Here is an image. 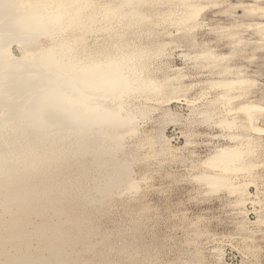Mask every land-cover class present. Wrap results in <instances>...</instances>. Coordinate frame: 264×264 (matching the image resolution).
Returning <instances> with one entry per match:
<instances>
[{
	"label": "bare ground",
	"instance_id": "obj_1",
	"mask_svg": "<svg viewBox=\"0 0 264 264\" xmlns=\"http://www.w3.org/2000/svg\"><path fill=\"white\" fill-rule=\"evenodd\" d=\"M207 9L216 11L205 15ZM206 28L236 54L248 47L264 53V0H0V264H117L96 255L88 207L141 188L126 142L139 134L151 107L129 100L179 102L194 86L184 84L180 70L163 78L150 71L149 61L165 55L173 41L143 47L133 34L158 37L162 30L205 61L201 70L212 77L198 83L219 89L199 111L206 122L219 108L226 114L220 127L264 135L257 124L264 98L252 92L256 81L231 54L215 52L211 39L197 42ZM91 36L99 40L92 47ZM237 113L244 118H229ZM165 115L167 122L176 119ZM228 136L236 144L217 150L204 162L214 172L195 179L210 193L235 195L242 210L256 181L234 176L253 177L264 168V161L252 159L264 146L251 135ZM153 140L159 153L171 151L162 131ZM104 238L100 245L112 247ZM214 251L221 261L223 252Z\"/></svg>",
	"mask_w": 264,
	"mask_h": 264
},
{
	"label": "rangeland",
	"instance_id": "obj_2",
	"mask_svg": "<svg viewBox=\"0 0 264 264\" xmlns=\"http://www.w3.org/2000/svg\"><path fill=\"white\" fill-rule=\"evenodd\" d=\"M106 1L98 0L99 3ZM214 11L207 9L204 14ZM230 12L242 13L240 8L230 9ZM207 32V28L201 31L197 42L202 44L203 40L211 39L215 52L231 54L233 63L242 65L245 75L256 81L252 88L254 96L264 98V53H254L248 47L236 54L234 51L237 50L228 46L227 39L219 40L217 35L208 36ZM132 38L143 47L153 40L173 41L167 46L165 55L149 61L150 71L155 77L163 78L173 77L180 70L186 76L184 84L194 86L179 102L159 104L143 99L129 100L151 107L148 115L139 122V136L126 142V151L133 155V177L141 180V188L137 192L113 196L109 205L88 207L92 226L97 230L92 236L93 242L98 244L96 255L117 264H264V225L257 224L259 218L264 219V168L258 167L253 177L234 176L242 182L251 178L256 181L249 187L250 196L245 206L247 216L240 214L246 210L236 206L235 195L228 191L210 193L208 186L195 179L204 171H212L204 162L217 150L236 144L228 135H251L263 146L264 135L244 131L241 127L233 130L220 127L218 120L226 114L219 108L212 121L203 119L199 111L210 107L209 101L219 89L198 83L212 76H209L210 70H201L205 61H196L193 49L177 46V39L162 30L158 37L133 34ZM98 41L97 37L91 36L87 43L92 47ZM199 49L203 50L200 46L197 51ZM12 51L16 57L21 56L16 44L12 45ZM183 54H190V57L185 58ZM203 92L207 97H201ZM167 111L176 119L167 122ZM229 118L241 120L244 117L237 113ZM261 122L264 125V116L257 121L264 127ZM161 131L172 147L166 154L159 153L160 148L153 140ZM252 159L264 161L263 150ZM74 207L79 209L80 204ZM35 221L39 219L35 218ZM105 236H109L112 247L100 245ZM122 248H127L128 252L120 254L118 250ZM215 249L223 252L221 261Z\"/></svg>",
	"mask_w": 264,
	"mask_h": 264
}]
</instances>
